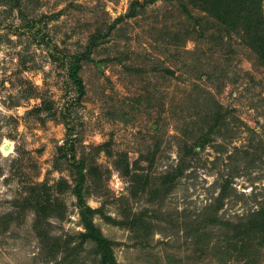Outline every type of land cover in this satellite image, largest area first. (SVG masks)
Wrapping results in <instances>:
<instances>
[{"label":"rangeland","instance_id":"374dc122","mask_svg":"<svg viewBox=\"0 0 264 264\" xmlns=\"http://www.w3.org/2000/svg\"><path fill=\"white\" fill-rule=\"evenodd\" d=\"M132 1L19 0L18 8L0 1V219L9 216L0 225V264H100L94 241L80 244L75 194L57 191L60 179L72 184L64 162L55 167L68 134L76 158L91 152L105 178L107 194L90 186L87 203L104 202L112 217L113 195L127 193L111 163L118 152L155 177L183 168L172 185L131 199L132 211L150 221L143 242L94 215L118 262L264 264V244L248 261L227 260L221 250L230 224L264 202V63L239 34L186 0H154L124 16ZM97 29L105 36L82 61L84 93L76 100L61 56L84 51ZM46 102L55 115L33 111ZM42 182L63 205L45 225L60 243L54 258L35 233L34 212L23 208L25 187Z\"/></svg>","mask_w":264,"mask_h":264},{"label":"trees","instance_id":"16d2710c","mask_svg":"<svg viewBox=\"0 0 264 264\" xmlns=\"http://www.w3.org/2000/svg\"><path fill=\"white\" fill-rule=\"evenodd\" d=\"M0 1L8 2L11 8H18L19 6V0ZM151 1L154 0L143 2L133 0L129 11L124 16H134L137 13L136 5L143 6V4ZM186 1L192 7L202 10L216 19L227 31L239 34L241 40L257 56L259 62L264 63V0ZM188 15L190 14L188 13ZM121 17L123 16L117 19ZM26 24L32 27L36 24V21L30 20ZM113 25H110V28ZM104 36L101 30L97 29L87 41L84 51L63 54L61 56L62 66L66 67L68 78L76 94V100L84 93V83L80 75L82 61L89 58L90 52L96 45L101 43ZM53 54L51 53L52 58L58 60L59 53L56 54L57 56ZM51 108L52 103L46 102L43 105L35 107L33 111L50 110V114L55 115V110ZM68 110L69 108L66 111L67 114ZM216 115L215 118L220 115L219 111L216 112ZM63 118L65 117L63 116ZM69 131L71 130L69 129ZM68 136L64 144L58 147V152L61 155L58 154L55 167L60 168L61 163L64 162L69 170L72 184L66 179H60L56 183L57 191L61 192L70 187L76 196L77 204L80 207L82 223L85 228V231L81 233L80 244L86 239L93 240L96 244V252L99 254L100 264H122L114 256L113 242L105 237L95 224L94 215H101L108 223L127 227L133 233H136L137 238H140V241L143 242L142 240L151 234L150 221H147L142 214L132 211L130 205L131 199L138 197L146 190L156 193L159 187L172 185L181 176L183 168L178 164L177 167L167 170L159 175V177H155L153 174L145 171L146 168H144L139 160L130 161L126 152H118L111 163L127 179V193L118 196L113 195V200L117 203L119 211L118 217H112L104 212V202L97 208L91 207L87 203L86 195L90 194V191H88L90 186L100 195L107 194V188L103 193L101 192L105 188L103 184L105 178L102 177L100 164L96 162L91 152L82 153L80 157L76 158L75 140L70 139L71 136L69 134ZM101 146L92 145L93 149L97 152L103 149ZM155 178L159 180L158 183H154ZM25 188L27 193L22 197L23 208L29 207L34 212L35 221L33 228L35 233L39 238L42 248H49L51 250L49 254L51 258H54L58 253L57 248L60 246V243L55 236L47 232L45 225L48 224V217L55 212L54 210L59 208L61 213L63 205L60 206L56 198L55 200L50 199L49 190L51 187L46 182L30 184ZM225 193V188L223 187L217 197L219 203L217 208L222 204ZM2 218H4L3 222ZM2 218L0 219V225L6 228L9 223V216L4 214ZM225 237L227 244L221 250L226 254L227 260L233 259L239 262L243 259H250L255 245L257 243L259 245L264 244V202L256 210L250 211L243 217L241 216L237 222L231 223ZM70 261H67V263L86 264L84 262L77 263V261L70 263Z\"/></svg>","mask_w":264,"mask_h":264},{"label":"water","instance_id":"95a60500","mask_svg":"<svg viewBox=\"0 0 264 264\" xmlns=\"http://www.w3.org/2000/svg\"><path fill=\"white\" fill-rule=\"evenodd\" d=\"M2 148L3 149H6L7 148V145L6 144L2 145Z\"/></svg>","mask_w":264,"mask_h":264},{"label":"bare ground","instance_id":"6f19581e","mask_svg":"<svg viewBox=\"0 0 264 264\" xmlns=\"http://www.w3.org/2000/svg\"><path fill=\"white\" fill-rule=\"evenodd\" d=\"M3 145H4V144H3ZM6 145H7V148H6V150H7V149H9V145H8V144H6Z\"/></svg>","mask_w":264,"mask_h":264}]
</instances>
